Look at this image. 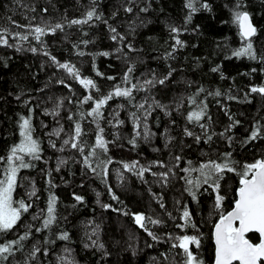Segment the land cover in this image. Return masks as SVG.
I'll return each mask as SVG.
<instances>
[{
	"label": "trees",
	"instance_id": "trees-1",
	"mask_svg": "<svg viewBox=\"0 0 264 264\" xmlns=\"http://www.w3.org/2000/svg\"><path fill=\"white\" fill-rule=\"evenodd\" d=\"M188 2L0 0V31L7 29L8 41L7 46L0 44V179L11 149L21 144V117L30 120L31 136L40 148L38 160L17 153L31 166L18 171L13 201L23 200L31 207L12 231L0 233V246L28 235L0 264H183L182 250L172 245L184 235L198 236L200 247L190 248L203 264H213V228L219 217L216 193L205 184L199 190L188 185L184 177L202 178L181 169L198 168L210 160L223 163L225 153L239 165L264 159V95L251 92L252 87H264V0H192L195 12ZM93 9L99 19L70 23L86 19ZM237 11L247 12L256 28L250 38L255 59L234 55L249 42L240 35ZM56 23L63 25L62 31L36 40L31 29ZM16 33L28 39L21 40ZM105 52L107 56L101 55ZM53 57L74 66L81 78L92 79L97 89H85ZM165 77L164 84L157 82ZM149 80L154 83H146ZM116 86L132 88V97L108 101L99 120L88 116L94 105L82 103L84 98H102ZM202 108L201 120L189 122L187 116ZM137 119L139 127L134 124ZM75 123L81 125L83 154L63 145L74 134ZM101 128L107 151L96 148L89 159L92 171L83 161ZM256 128L261 137L249 141ZM186 129L193 136L186 135ZM57 130L59 136L53 134ZM133 163L136 167L124 169V164ZM141 168L149 170L141 175ZM163 173H168L166 181ZM223 175L220 194L225 200L220 211L228 212L239 176ZM190 187L196 199L189 194ZM33 189L35 195L30 196ZM50 195L56 197L55 219L45 228ZM77 195L83 202L75 200ZM185 208L196 228L177 227L184 223ZM136 214L160 223L148 221L146 231L135 223ZM64 233L67 240L59 238ZM249 237L259 242L257 234Z\"/></svg>",
	"mask_w": 264,
	"mask_h": 264
},
{
	"label": "snow or ice",
	"instance_id": "snow-or-ice-1",
	"mask_svg": "<svg viewBox=\"0 0 264 264\" xmlns=\"http://www.w3.org/2000/svg\"><path fill=\"white\" fill-rule=\"evenodd\" d=\"M207 8V4L203 5ZM187 7L191 9L193 12L196 9L193 6L192 0H189ZM239 7V5H237ZM131 11V9H127ZM146 10V9H142ZM46 11V9H45ZM96 16L95 10H90L86 13V19H74L70 23L72 25L85 24L88 21L92 20V18ZM99 19L98 16H96ZM190 18V17H189ZM235 22L237 23L240 29V35L247 41H249L245 48L238 50L234 53L236 56L249 55L250 58L255 59V54L252 51V43L250 42V38L256 34V28L251 23L250 16L247 12L237 11L235 13ZM14 23V22H13ZM16 27H22L21 25H16ZM27 27V26H24ZM63 30V25L60 23H56L54 26H49L47 29L45 27L37 26L34 29H31L32 32L35 33V38L37 41L40 40L42 35L47 32L55 33L56 30ZM112 32L115 33V29H111ZM174 33H178L179 30L176 28H172ZM5 33H7V29H3L0 31V44L8 45L7 39L4 38ZM21 40H27V35H22L20 33L15 34ZM113 40L117 39V36H112ZM123 40V37H120ZM86 43V42H85ZM176 44L182 46V41L176 39ZM130 47V46H129ZM33 52L36 51L35 48L31 49ZM47 55V53H45ZM79 55L83 56L84 53L80 52ZM101 55L107 56L108 53H101ZM55 61V58H52ZM59 68L65 69L70 75H72L79 83L85 88L97 89V85L94 83L92 79L81 78L79 71L74 69V66H70L68 63H59L56 62ZM216 71V69H213ZM132 72V68L128 69V73ZM171 73H169L170 75ZM97 75H102V73L97 72ZM107 79H114L113 77H107ZM164 79H160L157 81L159 84L165 83ZM125 82H129L127 74L124 78ZM148 84H153L154 81L149 80L146 81ZM135 85H133V88ZM201 91H203L201 89ZM251 92L260 93L264 95V87H252ZM215 95L219 96L220 93L216 92ZM114 97H124L131 98L132 97V88L121 89L119 86L115 87L114 91L109 92L106 96H103L99 99H94L92 95H88L84 98L82 103H88L92 101L93 107L91 111L87 113L88 116H92L95 120H99L103 117V113L101 109L107 104L108 101L112 100ZM192 103H195V99L193 98ZM157 107H164L157 103ZM140 108H143L144 105L140 104ZM151 107V106H149ZM206 108V106H205ZM205 108H202L199 112H192L187 116L189 122L193 120L199 122L201 118L205 115ZM58 114V113H57ZM135 116V113H133ZM69 119H72L69 116ZM210 119V117H209ZM23 123L21 124V136L24 137L23 142L15 146L11 149L10 155L7 157L8 167L5 169L3 178L0 179V233H6L12 231L18 222L21 220L22 213L28 212L31 204H26L25 201H13L12 193L17 183V174L21 168H28L31 165L24 161L23 157L17 155V153H24L27 156H30L32 159H40V148L39 144L36 140L31 137V126L30 120L24 117H21ZM117 123H122V121H117ZM137 127H139L138 119L134 121ZM201 128H204L205 125L201 124ZM232 126H229V129ZM144 138L147 139L150 135L148 131L147 124L144 125ZM227 131V130H226ZM103 132L101 128L99 133L95 138V146L92 148V151L84 157L83 163L85 166L92 168L89 159L91 156L95 155L96 148L102 149L105 152L107 151L106 141L102 137L100 133ZM186 135L193 136V132L190 130H185ZM57 136L60 134V130H57L53 133ZM82 135L81 125L79 123H75L74 134L70 139H65L63 141V145H69L73 149H77L82 154L84 153V148L79 143V138ZM136 135L139 136L140 132L137 131ZM220 135H224V133H220ZM261 137V130L256 128L252 131L248 140H256ZM209 141L212 139L211 136L207 138ZM230 139V138H229ZM197 142H199L200 137H196ZM130 143L135 146V139L131 140ZM53 147H56L55 143H52ZM63 151V147L59 149ZM224 162L218 163L216 161H208L200 164L198 168H185L181 169V171L185 173H191L193 171L198 172L199 176L202 179H197L193 181L190 177H184L186 183L190 186H194L197 190L201 187L202 184L208 185L212 190L216 193L215 196V204L214 209L219 212V217L217 222L214 224V241H215V264H264V159L255 160L252 163H244L243 165H239L238 162L231 159V153L223 154ZM181 158L176 157V160L179 161ZM19 162V163H17ZM111 161H108L110 163ZM60 164L65 163V161H59ZM189 165L191 162L189 161ZM161 166H164L161 164ZM124 169L129 170L130 168L136 167V164L132 165L124 164ZM59 170V168H57ZM149 169H140V174L142 175L144 171H148ZM92 171H95L92 168ZM232 172L239 176V187L236 189V198L233 203V207L231 211L221 212L220 209L222 207V202L225 200V197L220 194L221 184L220 181L224 179V173ZM106 173V169H105ZM163 179L166 181L168 177V173L160 174ZM51 183V182H49ZM189 194L196 199V192L192 191L190 187L187 189ZM111 191V190H110ZM30 196L35 195V189L29 194ZM76 201L83 202V197L75 196ZM113 199H116L113 196ZM56 205V197L54 195L49 196L48 206H47V218L43 221L44 227L48 228L54 221L55 216L53 215L55 211ZM105 207H108L105 205ZM161 207H164L161 204ZM145 216L142 214H136L134 216V220L138 226L141 228H145L147 231L146 225L144 223ZM148 221L153 224H159V220L147 218ZM183 224L177 225L181 229L185 227L191 226L192 228H196V225L192 223L191 215L189 211L185 208L182 214ZM249 233H256L259 236V242H253V240L249 237ZM27 233L19 237V240L13 241L11 243L4 244L0 246V261L7 260L8 255L13 254V246L14 244H18L20 240H24L27 238ZM148 235L152 237L153 240H158V237L148 231ZM60 239L67 240V233L62 234ZM179 243L173 244V247H179L184 256L185 260L183 264H203L202 261L198 260L197 256L194 255L190 245H194L196 248L200 247L201 240L198 236L195 235H184L182 237H177ZM101 247H103L101 245ZM36 251H39L38 249ZM8 254V255H5ZM35 252H33V256Z\"/></svg>",
	"mask_w": 264,
	"mask_h": 264
},
{
	"label": "water",
	"instance_id": "water-1",
	"mask_svg": "<svg viewBox=\"0 0 264 264\" xmlns=\"http://www.w3.org/2000/svg\"><path fill=\"white\" fill-rule=\"evenodd\" d=\"M250 19H251V17H250ZM251 23L253 24V22H252V20H251ZM253 26H254V24H253ZM255 27V26H254ZM232 210V209H231ZM230 210V211H231ZM250 234H256V233H249V235ZM258 235V234H257ZM213 243H214V247H215V241H214V228H213ZM213 264H215V252H214V261H213Z\"/></svg>",
	"mask_w": 264,
	"mask_h": 264
},
{
	"label": "rangeland",
	"instance_id": "rangeland-1",
	"mask_svg": "<svg viewBox=\"0 0 264 264\" xmlns=\"http://www.w3.org/2000/svg\"><path fill=\"white\" fill-rule=\"evenodd\" d=\"M37 27V26H36ZM35 28V27H34ZM46 33H48L47 31H46ZM33 34H35V33H33ZM44 35H42L41 37H43ZM40 37V38H41ZM32 135V134H31ZM32 137V136H31ZM33 139V138H32ZM23 140H24V137L22 136L21 137V143L23 142ZM134 218V217H133ZM135 221V220H134ZM136 223V222H135ZM144 223H145V225L147 226L148 225V221L145 219V221H144ZM179 243V242H178Z\"/></svg>",
	"mask_w": 264,
	"mask_h": 264
}]
</instances>
